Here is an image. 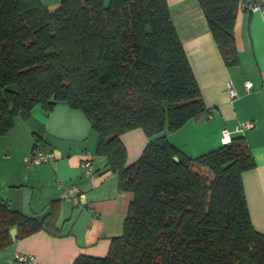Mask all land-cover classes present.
Masks as SVG:
<instances>
[{
	"label": "trees",
	"instance_id": "trees-1",
	"mask_svg": "<svg viewBox=\"0 0 264 264\" xmlns=\"http://www.w3.org/2000/svg\"><path fill=\"white\" fill-rule=\"evenodd\" d=\"M226 66L239 62L234 36L245 0H197ZM82 111L96 155L133 201L103 258L73 264H264V235L250 220L242 175L255 168L244 138L196 159L167 134L206 113L166 0H0V136L41 106ZM149 139L127 166L122 135ZM178 159V162L174 161ZM58 206L41 220L0 203V251L40 231L57 235Z\"/></svg>",
	"mask_w": 264,
	"mask_h": 264
},
{
	"label": "crops",
	"instance_id": "crops-1",
	"mask_svg": "<svg viewBox=\"0 0 264 264\" xmlns=\"http://www.w3.org/2000/svg\"><path fill=\"white\" fill-rule=\"evenodd\" d=\"M50 11L62 0H40ZM172 23L184 48L200 89L206 113L182 129L167 134V140L185 156L196 159L245 139L255 168L242 175L250 220L264 235V0H253L259 11L242 4L234 36L239 62L225 65L197 0H166ZM251 82L247 90L245 83ZM231 84L237 96L229 97ZM253 128L239 132L243 124ZM230 133L229 138L222 131ZM156 139V138H154ZM149 139L141 129L121 137L127 150V166L139 161ZM99 136L85 114L61 102L50 112L36 106L27 121L16 118L14 128L0 136V203L27 218L41 221L58 206L57 235L40 231L0 251V264H18L16 254L33 256L34 264H73L80 255L103 258L111 241L120 237L128 214L131 193L118 191V178L106 158L96 155ZM53 152L57 161L26 169L23 159L34 149ZM92 158L93 178H87L82 163ZM63 188L76 187L84 204L61 200ZM17 236V235H16Z\"/></svg>",
	"mask_w": 264,
	"mask_h": 264
},
{
	"label": "built area",
	"instance_id": "built-area-1",
	"mask_svg": "<svg viewBox=\"0 0 264 264\" xmlns=\"http://www.w3.org/2000/svg\"><path fill=\"white\" fill-rule=\"evenodd\" d=\"M251 12H256L260 10V7L257 5L254 6H249L247 9ZM252 83L251 82H246L245 83V88L247 90H250L252 88ZM228 95L230 98L234 99L237 96V93L234 89V87L229 84L228 89H227ZM253 128V124L251 123H246L243 124L239 132H242L245 129H251ZM222 135L225 138H229L230 133L226 130L222 131ZM57 161V157L55 153L53 152H46L43 151L39 148L34 149L29 155H27L23 159V164L26 169L28 168H33L37 166H42V165H51ZM82 171L85 177L87 178H93L94 177V171H93V166H92V158L85 160L82 163ZM59 188L63 189L62 194H61V200L63 201H70L72 202L75 206H79L84 204L83 201V196L80 194L79 190L74 187L70 186L67 188H63V186L60 184ZM14 262L18 264H34V257L33 256H23L16 254L13 259Z\"/></svg>",
	"mask_w": 264,
	"mask_h": 264
},
{
	"label": "water",
	"instance_id": "water-1",
	"mask_svg": "<svg viewBox=\"0 0 264 264\" xmlns=\"http://www.w3.org/2000/svg\"><path fill=\"white\" fill-rule=\"evenodd\" d=\"M253 2V0H245V9L247 10L250 6V4ZM174 161L175 162H178V159L177 158H174ZM16 235H17V229L16 228H13L11 231H10V237L12 239V241H15L16 240Z\"/></svg>",
	"mask_w": 264,
	"mask_h": 264
}]
</instances>
